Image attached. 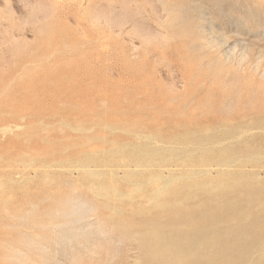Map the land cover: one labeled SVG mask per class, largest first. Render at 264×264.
Segmentation results:
<instances>
[{"label":"rangeland","instance_id":"obj_1","mask_svg":"<svg viewBox=\"0 0 264 264\" xmlns=\"http://www.w3.org/2000/svg\"><path fill=\"white\" fill-rule=\"evenodd\" d=\"M158 188L264 264V0H0V264H157Z\"/></svg>","mask_w":264,"mask_h":264},{"label":"bare ground","instance_id":"obj_2","mask_svg":"<svg viewBox=\"0 0 264 264\" xmlns=\"http://www.w3.org/2000/svg\"><path fill=\"white\" fill-rule=\"evenodd\" d=\"M216 191L219 189L215 188ZM165 195L164 188H158L154 191V195L152 198V202L154 201V206L159 209L151 215L147 217L151 220V230H150V244L147 246L149 256L157 263V264H196V253L194 252V247L192 250L186 251H178V250H170L168 248L172 242H175L179 237H171L166 235L163 227L161 226V222H159V218H173L174 223L177 227L184 225L188 230H192L196 224V222L200 221L202 223H208L213 220L217 214L222 213L224 218L234 221L236 218V207L237 204H223L218 205L215 209L210 210H190L186 208L184 205V201H181L178 204H166L163 201V197ZM255 222V221H254ZM258 224V223H257ZM256 224V227L258 226ZM225 246H230V242L227 240ZM209 250V248H208ZM205 251V250H204ZM192 257V262L187 263L186 260ZM216 258V257H215ZM232 259L234 261V254H228L226 256V261ZM167 262H163V261ZM219 261V260H218ZM217 261V262H218ZM231 261V260H230ZM232 264H238L236 261L232 262Z\"/></svg>","mask_w":264,"mask_h":264}]
</instances>
